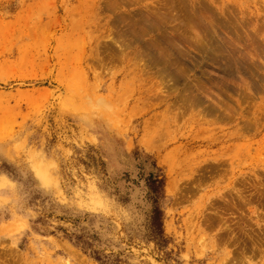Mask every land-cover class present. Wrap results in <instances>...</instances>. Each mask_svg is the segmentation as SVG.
Returning <instances> with one entry per match:
<instances>
[{"label":"rangeland","instance_id":"rangeland-1","mask_svg":"<svg viewBox=\"0 0 264 264\" xmlns=\"http://www.w3.org/2000/svg\"><path fill=\"white\" fill-rule=\"evenodd\" d=\"M0 264H264V0H0Z\"/></svg>","mask_w":264,"mask_h":264},{"label":"trees","instance_id":"trees-1","mask_svg":"<svg viewBox=\"0 0 264 264\" xmlns=\"http://www.w3.org/2000/svg\"><path fill=\"white\" fill-rule=\"evenodd\" d=\"M148 187L151 190L152 194H154L155 198L153 199V203L155 204L154 210H153V222H154V229L153 234L156 236L155 238L159 240V242H164V239L162 237L163 235V211L158 206L159 199L163 193L164 188V181L159 176H153L151 175L148 179ZM159 196V197H158ZM100 260V259H98Z\"/></svg>","mask_w":264,"mask_h":264}]
</instances>
